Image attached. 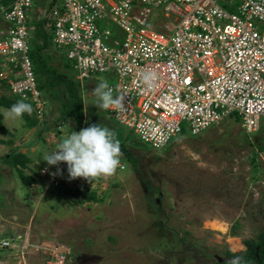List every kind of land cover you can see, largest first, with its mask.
Masks as SVG:
<instances>
[{"label": "rangeland", "instance_id": "obj_1", "mask_svg": "<svg viewBox=\"0 0 264 264\" xmlns=\"http://www.w3.org/2000/svg\"><path fill=\"white\" fill-rule=\"evenodd\" d=\"M49 5L48 0H34V10L27 16L37 14L40 21L48 15ZM47 25L45 31L53 33L50 19ZM65 54L66 49L54 45L48 50V63L69 77L64 80L62 75L52 93L64 101L72 95L82 96L89 110L95 107L92 90L100 79L114 87L116 78L100 74L78 81ZM69 80L74 89L67 86ZM3 95L10 93L0 88ZM50 102L54 109L50 107L42 124L33 130L23 118L6 119L7 109L0 108L8 132L0 133V232L5 231L6 237L15 239L27 233L36 248L47 250L56 245L66 257L65 264H223L227 250L243 253L244 240L264 233V120L252 137L244 135L234 117L196 137L182 123L179 137L154 150L132 130L102 114L98 124L114 130L120 144H125L121 148L124 170L118 168L113 176L101 178L105 182L93 185L92 190L98 186L96 205L75 204L78 196L58 193L62 187L52 190L50 186L49 190V179L44 182L41 175L35 186L27 181L49 166L40 158L54 151L60 140L53 137L58 112L53 98ZM45 127L50 132L43 131ZM61 127L60 132L67 134V128ZM86 127L83 124L78 130ZM12 153L30 159L23 177L4 164ZM29 253L26 264H45L38 249ZM11 255L12 251H0V264H18Z\"/></svg>", "mask_w": 264, "mask_h": 264}, {"label": "built area", "instance_id": "obj_2", "mask_svg": "<svg viewBox=\"0 0 264 264\" xmlns=\"http://www.w3.org/2000/svg\"><path fill=\"white\" fill-rule=\"evenodd\" d=\"M33 2L13 0L0 9V57L19 76L0 71V80L9 82L12 94L27 97L43 119L48 109L29 58L27 13ZM48 17L52 42L66 49L78 81L115 76L113 94L124 96V107L106 111L144 145L159 150L181 135L182 123L196 137L233 115L245 136L260 130L264 0H56ZM147 70L158 76L153 89L140 78ZM44 169L40 175L58 186V175H50L57 170ZM59 169H67L66 163ZM40 247L0 239V250H16L22 259L38 249L45 264L66 263L56 247Z\"/></svg>", "mask_w": 264, "mask_h": 264}, {"label": "clouds", "instance_id": "obj_3", "mask_svg": "<svg viewBox=\"0 0 264 264\" xmlns=\"http://www.w3.org/2000/svg\"><path fill=\"white\" fill-rule=\"evenodd\" d=\"M140 78L146 88L153 89L158 76L155 71L147 70L140 74ZM92 91L95 97V107L102 110L123 109L124 96L120 94L114 96L113 88L107 80L101 78ZM26 101L27 97L17 100L6 111L5 118L15 121L22 118L24 114L31 115L33 112L32 104ZM56 120L57 118L54 117L55 122ZM121 156L120 141L116 138L115 131L101 124H91L86 128H82L79 132L72 131L68 135L61 136L56 149L52 152H45L40 160L46 161L49 166H55V170L57 171L50 173V175H58L55 179L58 181V186L50 183L51 179L49 175L44 176L46 179H49L48 187L52 186L55 189L66 184L64 179L67 174L69 180L83 178L90 184L101 178L107 179L113 176L118 168H124V165L121 163ZM63 163H66L67 169L61 172L59 167ZM47 168L44 169L45 172L48 170L53 172L50 170V167ZM0 239L13 240L15 243L20 241L17 238L8 237H0ZM227 264H245V261L241 256H234L227 261Z\"/></svg>", "mask_w": 264, "mask_h": 264}, {"label": "trees", "instance_id": "obj_4", "mask_svg": "<svg viewBox=\"0 0 264 264\" xmlns=\"http://www.w3.org/2000/svg\"><path fill=\"white\" fill-rule=\"evenodd\" d=\"M13 0H5V4L10 3ZM54 4H50L49 7H52ZM47 24V21H42L35 24L34 31L32 32L31 37L29 38V44H30V51H29V57L32 61L33 70L35 74L37 89L46 97L53 98L54 103L57 105L56 111L58 112L57 120L58 122L56 126L55 135L59 136L62 135H68V130H66L67 134H63V131L58 130L59 128H62L61 126H67V122H70L75 126V128L81 127L84 123V117L81 115L80 109L81 107V99L76 96L72 95L68 101H64L60 99L57 94H53L52 91L55 87L59 85V83L62 82L61 78L62 75H64V80L69 79L68 75L65 74H58L59 72L48 63L49 60L46 59L48 56V50H50V47L52 46V34L47 33L44 29L45 25ZM70 63V62H69ZM64 66V65H63ZM66 67V66H65ZM1 84V83H0ZM2 89H7V85L2 84ZM67 86L74 89L73 83L71 80L67 83ZM51 92V94H50ZM19 98L16 96H0V108L9 109ZM33 112L31 115L24 114L22 116L23 120L26 122V125L30 127L31 129H34L37 126V119L33 116ZM234 117L235 121L239 122L238 118L236 116H231L230 118ZM3 116L0 113V133L2 135L7 134V130L3 126ZM87 126H89V122H87ZM70 127V126H69ZM74 129V128H73ZM78 129H75L79 131ZM44 131H50V129H44ZM71 133V131H69ZM3 143V142H2ZM125 144H120V147L123 149ZM14 152V150L12 151ZM126 156L130 161H133L134 165L137 164V161L132 158V156L124 151ZM11 157H14V160L11 159ZM5 158V157H4ZM11 160V161H10ZM9 165L12 169L16 170L18 172V175L20 177H23V170L27 168L28 164L30 163V159L27 158L24 154H11L9 156V161L5 162L4 164ZM120 169V168H119ZM124 169V168H123ZM120 169V170H123ZM42 178L39 173L36 174L35 178H28V184L37 183L38 178ZM44 182H46V178H42ZM68 193L71 192V195H76L79 198L78 202H75V204H82L84 202H95L96 200V192L92 191L90 189L83 190L81 188L73 190V191H67ZM58 193H62L58 192ZM243 245L245 247V252L243 253H231L228 250L226 251V257L227 259L224 261L223 264H227V261L232 259L234 256H241L243 257L245 264H264V233H261L258 235L255 239L250 240H244ZM217 262V261H216Z\"/></svg>", "mask_w": 264, "mask_h": 264}, {"label": "crops", "instance_id": "obj_5", "mask_svg": "<svg viewBox=\"0 0 264 264\" xmlns=\"http://www.w3.org/2000/svg\"><path fill=\"white\" fill-rule=\"evenodd\" d=\"M47 1V0H46ZM49 1V4H51L50 3V0H48ZM54 1V5H55V3H56V0H53ZM13 1H11L10 3H8V4H5V0H0V9L1 8H8L9 6H10V4L12 3ZM53 5V6H54ZM51 8V7H50ZM34 9H33V6H32V8L30 9V11H33ZM29 11V12H30ZM28 12V13H29ZM27 13V14H28ZM31 16V15H30ZM30 16H27V27H28V30H29V36L30 35H32V32L34 31V28H35V24L36 23H39L40 21H47V23H48V20H49V17H48V15L46 16V17H43L42 19H40V21L38 20V16H37V14H35L34 15V18H30ZM45 25V27L44 28H47V27H49L47 24H44ZM51 26H52V21H51ZM7 28V25L5 24V23H2V26H1V29L2 30H5ZM51 34L53 35V33H52V31H51ZM31 37V36H30ZM52 39H53V36H52ZM30 40V39H29ZM29 40H28V42H29ZM52 45H54L53 44V42H52ZM55 47V46H54ZM30 58V57H29ZM31 60V59H30ZM32 62V61H31ZM64 67V66H63ZM0 71H4V72H7V73H9V75H10V78L11 79H15V78H19V76H17V74L15 73V72H13L6 64H5V61L0 57ZM76 74V73H75ZM35 75V74H34ZM75 78L77 79V77L75 76ZM12 81V80H11ZM0 88H2V84H4V85H7V87H8V91H9V93H10V95L9 96H16V95H14V94H12V92H11V90H10V84H9V82H6V81H2V80H0ZM6 88V87H5ZM42 94V93H41ZM42 96L44 97V99H45V101H46V107H47V109H49L50 107H52V105H53V103H51L50 102V98L48 97V96H44L43 94H42ZM17 98H19V99H21L19 96H16ZM80 99H81V101H82V103H81V109H80V111H81V115H82V117H84V120H83V122L82 123H84V125H86L87 126V122H89V125H90V121H93V122H97V124H98V121H100V120H102L103 119V116H102V114L103 115H105L106 117H108V115L109 116H111L110 114H109V112H107L106 110H102L101 109V114H99L96 110L97 109H100V108H95V107H91V108H89V110L88 109H85V106H84V100L82 99V96L80 97ZM27 102V101H26ZM53 108V107H52ZM8 110V109H7ZM33 116L37 119V123L38 124H40L41 123V121L43 120V119H45V118H43V119H39V118H37V116H36V114H35V111H34V109H33ZM89 116V117H88ZM111 118H112V116H111ZM113 119V118H112ZM90 120V121H89ZM114 120V119H113ZM37 124V125H38ZM42 124V123H41ZM99 124H101V123H99ZM70 126V127H69ZM83 126V125H82ZM66 128H67V130H68V134H70L69 133V131H71V130H74V129H78V128H75V126L73 125V124H71L70 122H67V126H65ZM36 128V127H35ZM34 128V129H35ZM74 128V129H73ZM45 129H48L47 127H45ZM33 130V129H32ZM44 131V130H43ZM47 132H50V131H47ZM61 136H64V135H62V134H60L59 136H57V135H55V133H53V137L56 139V142H57V139H60L61 138ZM41 166H47V165H44V164H41V165H39V167H41ZM47 167H49V166H47ZM124 170V169H123ZM65 181H66V184L65 185H61V186H59V187H62L63 188V190H62V192H66V193H68L67 191H73V190H76V188L77 189H79V188H81V189H83V190H87V189H90V190H92L93 189V185H96L97 183H99L100 184V181H103L102 179L100 180H95V181H93L92 182V184H90V183H88L87 181H85L83 178H76V179H74V180H69L68 179V174H67V176L65 177V179H64ZM103 182H105V181H103ZM37 183H32V184H29L30 185V187H32V186H35ZM47 188L50 190L51 189V187H48L47 186ZM96 189V191L98 190V186L96 187V188H94V190ZM52 190H55V189H52ZM94 190H92V191H94ZM69 195H71V192H69L68 193ZM82 204H95L96 205V202H84V203H82ZM15 218V217H14ZM4 232L5 231H1L0 232V236H4V237H6L5 235L6 234H4ZM8 236V235H7ZM19 238V242H17V243H15V246H16V244H19L20 246H22L24 243H28L29 245H31L30 243H29V241H28V234L27 233H25L23 236H19L18 237ZM46 245H50V244H48V243H45ZM34 246V245H33ZM51 246H54V247H56V245H51ZM58 246V245H57ZM36 247V246H35ZM52 248V247H51ZM12 251V258H16V261H17V263L18 264H22V261H23V264H26V260H27V257L29 256V251H30V249H29V251H28V253L23 257V259L21 258V256H20V254L19 253H17L16 252V250H11ZM42 258H43V256H42ZM44 260V259H43Z\"/></svg>", "mask_w": 264, "mask_h": 264}, {"label": "water", "instance_id": "obj_6", "mask_svg": "<svg viewBox=\"0 0 264 264\" xmlns=\"http://www.w3.org/2000/svg\"><path fill=\"white\" fill-rule=\"evenodd\" d=\"M218 262H220L218 259H217Z\"/></svg>", "mask_w": 264, "mask_h": 264}, {"label": "flooded vegetation", "instance_id": "obj_7", "mask_svg": "<svg viewBox=\"0 0 264 264\" xmlns=\"http://www.w3.org/2000/svg\"><path fill=\"white\" fill-rule=\"evenodd\" d=\"M79 259V258H78Z\"/></svg>", "mask_w": 264, "mask_h": 264}]
</instances>
